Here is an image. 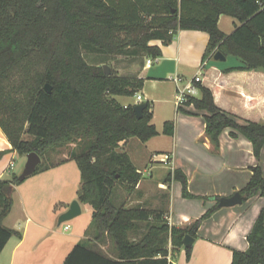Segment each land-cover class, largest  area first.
<instances>
[{"label":"trees","instance_id":"obj_1","mask_svg":"<svg viewBox=\"0 0 264 264\" xmlns=\"http://www.w3.org/2000/svg\"><path fill=\"white\" fill-rule=\"evenodd\" d=\"M221 15L239 24L226 34L219 27ZM179 30H201L209 34L204 61L217 51L242 62L234 70L264 71V0H0V127L19 154L38 153L69 143L76 146L70 159L81 172L78 200L93 206L88 237L76 243L63 264H177L181 248L190 259L193 246L185 247L187 234L198 236L202 222L217 204L186 227L172 225L162 209L144 204L128 205L142 173L121 147V142L139 138L146 142L160 134L153 122V103L146 101L143 117L136 104L123 105L116 95L135 96L144 87L139 73L108 75L104 64L119 55L137 62L156 58L162 49L152 44L173 41ZM104 54V61L91 63L85 53ZM108 60V61H107ZM46 83L52 92L45 88ZM201 96L186 102L206 111V134L214 149L226 129L253 145L260 159L264 148V121L246 120L220 107L213 90L198 83ZM178 111L195 114L180 106ZM163 132H174V121L164 123ZM29 134L32 138H25ZM50 167L39 165L36 173ZM240 190L247 199L264 196V174L258 164ZM182 184L184 197L207 199L189 191L181 168L170 171L167 180ZM23 182L19 174L0 178V253L20 232L4 225L14 204V186ZM127 193L119 199L118 186ZM111 241L114 257L96 247ZM245 251L233 250L231 264H264V207L248 235Z\"/></svg>","mask_w":264,"mask_h":264},{"label":"crops","instance_id":"obj_2","mask_svg":"<svg viewBox=\"0 0 264 264\" xmlns=\"http://www.w3.org/2000/svg\"><path fill=\"white\" fill-rule=\"evenodd\" d=\"M225 16L228 15L220 16L219 27ZM237 24L239 22L233 23L234 29ZM209 38L205 31L179 30L169 44L160 40L152 42L162 49V55L156 57L151 65L146 64L148 57L137 62L127 61L133 73H139L145 78L140 94L143 102L153 103V122L160 132L146 142L134 137L120 143L142 173L137 190L129 196L128 205L141 203L147 208L163 209L170 223L179 227H186L204 215L217 204L216 197H229L242 190L253 175V166L259 164L264 174V148L258 159L251 141L242 136L232 137L230 130L226 129L220 136V149L215 150L206 134V111L196 110L193 105L186 108L195 114L178 111V86L190 83L202 71L200 83L213 90L215 101L220 107L237 115L241 123L246 120L264 121V71L225 72V68L240 66L242 62L222 66L208 63L209 59L204 63ZM200 96L199 89L197 97ZM129 97L131 100L124 102L116 99L126 106L139 103L137 94ZM157 110L165 114L164 119L157 120ZM167 120L174 121V132L171 135L163 132ZM162 144H166L167 148L164 149ZM163 153L172 155L169 172L181 168L187 175L189 191L197 196H206L207 199L184 197L181 182L173 178L167 180L168 174L160 177L154 174V169L163 167V164L153 162L152 157ZM16 154L19 153L13 150L0 127L1 179H9L13 173H19L15 169ZM12 162L14 167H11ZM48 172L44 171L43 175H39V182H35L42 189L46 187V179L50 175ZM145 172L149 177L144 175ZM61 181L63 179H58L59 184ZM19 189L18 185L14 186V204L4 222L11 219V225L6 226L20 232V235L8 241L0 253V264H63L73 248L72 244L88 237V229L82 227L77 232L66 234L67 238L57 236L64 233L55 227V217L66 212L68 207L64 209L62 203L55 206L54 201H51L49 209L43 206L29 210V204ZM57 190L55 188L54 191ZM80 204L82 213L88 207L89 219L91 216L92 221L93 206L89 203ZM263 207L264 196L261 195L253 196L236 206L218 207L200 225L190 259L185 249L181 248L175 252L174 261L177 264H231L234 249H248V235ZM64 230L68 229L64 227ZM100 247L106 248L104 244ZM105 252L114 257L112 251Z\"/></svg>","mask_w":264,"mask_h":264},{"label":"rangeland","instance_id":"obj_3","mask_svg":"<svg viewBox=\"0 0 264 264\" xmlns=\"http://www.w3.org/2000/svg\"><path fill=\"white\" fill-rule=\"evenodd\" d=\"M238 22L235 18L230 16H225L224 19L221 21L220 27L221 30L224 31L226 34L232 33L234 27L233 23ZM87 59L91 63H100L101 61H104V54L101 53H85ZM149 58V57H148ZM147 58V59H148ZM108 61V60H107ZM129 58L119 55L116 57H111V60H109L106 63L102 64H108L111 68V71H115L119 75H125L129 73H133L131 70V67H129ZM208 63L210 64H218L222 66H229L233 64H239L241 63L240 60L237 58H234L230 56L225 61H219L215 60L214 58L211 59ZM208 64V66L210 65ZM207 66V67H208ZM135 68V67H134ZM140 93V92H139ZM116 97L121 101H127L130 99L129 96L125 95H116ZM131 100V99H130ZM157 120L164 119L165 114H163L160 110H157ZM3 131V130H2ZM4 133V132H3ZM5 134V133H4ZM25 138L31 139L32 137L29 134H25ZM9 141V140H8ZM11 144V143H10ZM76 146L75 143H69L61 148H55L49 151L43 158H42V165L50 167L47 169L49 172L47 174H50L48 178L46 179V187L42 189L40 185H36L37 182H39V175H43L44 171L34 173L33 175L29 176L27 179H25L20 184H17L26 200V202L29 204L28 208L29 210H37L42 208L43 206L46 209H49L50 202L54 201L55 206L59 203H62L64 205V209L68 207L70 208L71 203L74 200L78 199L79 189L81 187V173L79 170V167L77 166L76 162L74 160L70 159V152L71 150ZM164 149L167 148L166 144H162ZM23 155V156H22ZM69 160V161H68ZM27 156L26 154H16L15 155V162L16 167L15 169L19 171V173H13L9 179L13 177L14 174H20L26 164ZM69 163H66V162ZM162 165V164H161ZM65 166V167H63ZM169 168L167 165L163 164V167H160L158 169H154L155 175L157 177H160L159 175H167L169 172ZM54 170V171H50ZM58 172V173H57ZM146 177H149L148 173L145 172L144 174ZM58 179H63V181L58 183ZM36 182V183H35ZM60 187V188H59ZM55 188H58L57 191H54ZM118 193H119V199L122 200L124 197H126L127 193L125 191V187L123 185H119L117 187ZM69 205V206H68ZM169 207V205H168ZM52 208H55L52 206ZM163 210V209H162ZM67 211V210H66ZM57 213V212H56ZM62 214V213H61ZM61 214H57V217H55L56 223L55 227H57L58 230H60L61 233H64V235H57L59 237L67 238L68 236L66 234L73 232H77L78 229L80 230L82 227H86V229L89 230V234L92 233V230L94 231L93 226L91 225V216L89 219L88 215V207L84 208L83 213L80 215H77L76 217L64 221L61 224L58 223L59 217ZM12 220L7 219L4 222V225L9 226L11 225ZM66 225H70V228L65 231L64 227ZM87 231V230H86ZM72 232V233H71ZM73 241V240H72ZM80 241V240H78ZM105 245L106 248L102 249L104 251H111V241L106 240L103 243H96V247L101 249V245ZM74 244H72L71 247H73Z\"/></svg>","mask_w":264,"mask_h":264},{"label":"water","instance_id":"obj_4","mask_svg":"<svg viewBox=\"0 0 264 264\" xmlns=\"http://www.w3.org/2000/svg\"><path fill=\"white\" fill-rule=\"evenodd\" d=\"M214 59L225 61L227 57L223 55L221 51H217L214 56ZM104 70L106 74L108 75L111 73V68L108 64L104 65ZM45 88L48 92H52V87L49 83H46ZM146 106H147L146 102H140L134 106V109H135V112L138 118L143 117V110L145 109ZM41 162H42V158L38 153L36 152L28 153L26 164L22 172L19 174V179L24 181L29 176L36 173ZM243 202H244V196L241 194L240 191H237L232 196L221 197L218 203V206L219 207H231V206L242 204ZM81 213H82V208H81L80 201L74 200L71 203L70 208L66 212L60 215L58 223L61 224L62 222L70 220L76 217L77 215H80ZM194 241H195V237L191 236L190 234H187L184 238V246L185 247L192 246L194 244Z\"/></svg>","mask_w":264,"mask_h":264},{"label":"built area","instance_id":"obj_5","mask_svg":"<svg viewBox=\"0 0 264 264\" xmlns=\"http://www.w3.org/2000/svg\"><path fill=\"white\" fill-rule=\"evenodd\" d=\"M156 58L149 57L147 59V65H151ZM205 63V61H204ZM176 80L180 81L179 78H176ZM202 81V71H200L191 81L190 83H187L185 85H179L176 92V104L179 108L180 106L186 107V102L188 101L189 97L191 96H197V93L199 91L198 83ZM139 103L142 101V96L140 93L137 94ZM153 162H159L161 164L167 165L168 167H172V155L169 153H163V154H155L152 157ZM14 163H11V167H14ZM70 225H66L65 228L69 229Z\"/></svg>","mask_w":264,"mask_h":264}]
</instances>
